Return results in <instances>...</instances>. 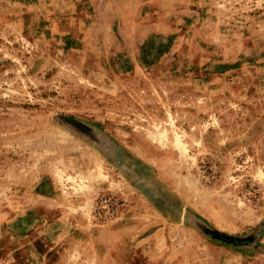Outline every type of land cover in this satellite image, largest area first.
<instances>
[{
  "label": "rangeland",
  "instance_id": "rangeland-1",
  "mask_svg": "<svg viewBox=\"0 0 264 264\" xmlns=\"http://www.w3.org/2000/svg\"><path fill=\"white\" fill-rule=\"evenodd\" d=\"M0 264H264V0H0Z\"/></svg>",
  "mask_w": 264,
  "mask_h": 264
},
{
  "label": "built area",
  "instance_id": "built-area-1",
  "mask_svg": "<svg viewBox=\"0 0 264 264\" xmlns=\"http://www.w3.org/2000/svg\"><path fill=\"white\" fill-rule=\"evenodd\" d=\"M119 200L111 195H98L93 205V217L96 219H107L118 209Z\"/></svg>",
  "mask_w": 264,
  "mask_h": 264
}]
</instances>
